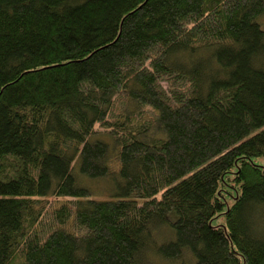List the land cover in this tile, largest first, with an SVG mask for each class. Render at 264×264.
<instances>
[{
	"label": "trees",
	"instance_id": "trees-1",
	"mask_svg": "<svg viewBox=\"0 0 264 264\" xmlns=\"http://www.w3.org/2000/svg\"><path fill=\"white\" fill-rule=\"evenodd\" d=\"M257 156L264 0H0V264H264Z\"/></svg>",
	"mask_w": 264,
	"mask_h": 264
},
{
	"label": "rangeland",
	"instance_id": "rangeland-1",
	"mask_svg": "<svg viewBox=\"0 0 264 264\" xmlns=\"http://www.w3.org/2000/svg\"><path fill=\"white\" fill-rule=\"evenodd\" d=\"M255 162L257 163H261L264 164V156H257L254 158ZM78 179V183L81 186H84L85 188H89L90 190V194L89 197L95 198V199H109V198H116L117 195H113V193L116 190V187H114L113 182L108 178V179H104L101 177H97V178H90V177H84L83 175L80 174V177L77 178ZM111 197H107V198H100V195H108ZM99 195V196H98ZM169 233V230L166 228H163V230L161 231H157L156 233V238L158 240L164 239L165 236H167ZM152 264V263H151ZM153 264H170L168 262H164V261H157V258H154V262ZM177 264V262H176Z\"/></svg>",
	"mask_w": 264,
	"mask_h": 264
}]
</instances>
